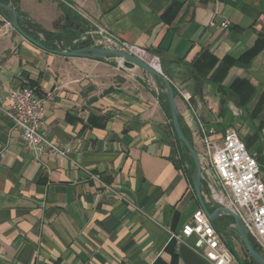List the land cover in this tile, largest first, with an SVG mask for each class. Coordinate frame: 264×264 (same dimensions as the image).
<instances>
[{"label":"crops","instance_id":"1","mask_svg":"<svg viewBox=\"0 0 264 264\" xmlns=\"http://www.w3.org/2000/svg\"><path fill=\"white\" fill-rule=\"evenodd\" d=\"M0 1L45 45L13 27L0 38V264H210L171 240L202 207L163 92L140 67L55 50L79 48L73 40L84 15L109 26L165 65L180 123L200 158V124L217 141L233 129L264 178V0ZM24 84L51 94L46 133L68 156L28 150L4 113L10 91ZM201 161L212 212L219 204L211 186L219 183ZM230 218L213 223L243 256Z\"/></svg>","mask_w":264,"mask_h":264},{"label":"built area","instance_id":"2","mask_svg":"<svg viewBox=\"0 0 264 264\" xmlns=\"http://www.w3.org/2000/svg\"><path fill=\"white\" fill-rule=\"evenodd\" d=\"M84 18L86 26L73 40V45L79 48L96 46L118 49L148 60L145 49L121 40L109 26L98 20L87 15ZM221 26L229 27L230 21L222 22ZM11 28L3 16L0 38L8 34ZM149 62L161 69L156 57ZM50 97V93L41 97L30 85L24 84L10 91V107L4 113L21 133L28 150L38 149L44 155L57 157L68 156L69 149L51 140L46 133L44 101ZM200 125L204 144L201 158L207 162L219 183V188L211 186L212 196L219 205L228 206L240 215L252 243L264 255V178L260 175L255 154L248 149L237 131L229 129L223 139L217 141L213 129L208 130ZM171 240L177 245L189 246L210 264H242L228 247L225 234L214 226L202 208L193 214L180 232L171 233Z\"/></svg>","mask_w":264,"mask_h":264},{"label":"water","instance_id":"3","mask_svg":"<svg viewBox=\"0 0 264 264\" xmlns=\"http://www.w3.org/2000/svg\"><path fill=\"white\" fill-rule=\"evenodd\" d=\"M0 11L6 12V19L9 21L11 26L20 34H22L27 40L34 43L35 45L45 48V45L29 35L22 28L21 23H26L25 18L10 4L0 1ZM69 19V18H68ZM69 27H75L73 22L69 23ZM43 32H46L43 30ZM65 37L64 34H60ZM56 53L65 56H76V57H86L96 60L109 59L112 62H121L123 66L128 68L140 67L142 68L154 81L157 88L165 93L169 105L170 116L172 119V124L179 139L182 148L187 149L188 155L193 160L194 164V174L192 176L193 186L199 203L202 209L205 211L208 218L215 222L218 217L222 214L228 215L234 220L233 229L239 235L244 248L250 254L257 264H264V255L255 247L252 243L248 231L245 229L240 215L235 212L232 208L228 206L218 205L214 211H210L208 205L204 199L202 193V179H203V165L198 151L196 150L192 141L186 136L179 118V109L176 101V94L174 86L171 82L169 75L165 74L162 69L155 67L151 62L143 59L135 54L126 52L118 49H109L96 46H87L82 48H75L72 50H55ZM161 82L164 85V89L161 88Z\"/></svg>","mask_w":264,"mask_h":264},{"label":"trees","instance_id":"4","mask_svg":"<svg viewBox=\"0 0 264 264\" xmlns=\"http://www.w3.org/2000/svg\"><path fill=\"white\" fill-rule=\"evenodd\" d=\"M5 2H7V3H9V1H5ZM4 15H6V12H4V11H1ZM48 36L49 37H53L54 39H60L62 36L60 35V34H48ZM163 69H164V71H167V68L165 67V65H164V67H163ZM161 88L162 89H164V85L162 84V82H161ZM161 97H162V99L165 101V104H166V107H167V109L169 110V105H168V101H167V97H166V95H165V93H161ZM170 112V111H169ZM186 150V152H188L187 151V149H185ZM188 159L193 163V160L191 159V157L189 156L188 157ZM212 211H214V209L212 210ZM232 221H233V218H230ZM214 224V223H213ZM214 226H215V224H214ZM216 227V226H215ZM219 231H221L222 229H220V228H217ZM221 232H223V231H221ZM246 252H247V250H246ZM247 254H248V256L250 257V260H251V262L253 263V264H257L255 261H254V259L250 256V254L247 252ZM243 263V262H242Z\"/></svg>","mask_w":264,"mask_h":264},{"label":"rangeland","instance_id":"5","mask_svg":"<svg viewBox=\"0 0 264 264\" xmlns=\"http://www.w3.org/2000/svg\"><path fill=\"white\" fill-rule=\"evenodd\" d=\"M231 232L234 234L235 231H233V229H231ZM235 234H236V233H235ZM235 236H237V238H239V235H235ZM226 239H228L227 242L231 245L228 236H227ZM239 239H240V238H239ZM239 239H238V240H239ZM241 244H242V243H241ZM242 246H243V245H242ZM231 247H232V245H231ZM232 249H233V251H234V254H235L236 256H238V258H240V260L243 262V264H253V263L251 262V260H250V257L248 256V254H247L245 248L242 247L243 254H244L243 256H242L240 253H238V251H237L234 247H232Z\"/></svg>","mask_w":264,"mask_h":264}]
</instances>
